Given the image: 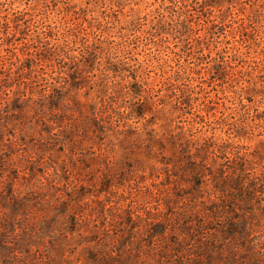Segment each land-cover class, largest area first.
I'll return each mask as SVG.
<instances>
[{
	"label": "clouds",
	"instance_id": "clouds-1",
	"mask_svg": "<svg viewBox=\"0 0 264 264\" xmlns=\"http://www.w3.org/2000/svg\"><path fill=\"white\" fill-rule=\"evenodd\" d=\"M0 264H264V0H0Z\"/></svg>",
	"mask_w": 264,
	"mask_h": 264
}]
</instances>
